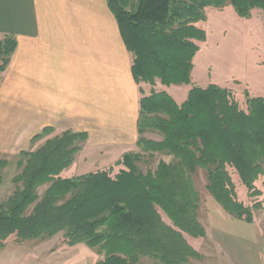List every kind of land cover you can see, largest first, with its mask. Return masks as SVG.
Segmentation results:
<instances>
[{
	"label": "trees",
	"instance_id": "obj_1",
	"mask_svg": "<svg viewBox=\"0 0 264 264\" xmlns=\"http://www.w3.org/2000/svg\"><path fill=\"white\" fill-rule=\"evenodd\" d=\"M121 35L132 54V74L137 84L152 88L140 99L138 145L146 152L173 156L161 160L154 171L137 166L139 154L126 153L124 165L112 176L98 170L63 177L87 132L72 130L49 138L35 151H23L21 182L0 205V251L9 237L18 242L50 239L64 232V243H85L105 252L97 264H140L143 258L159 264H190L201 254L189 237L202 238L199 220L201 195L194 175L207 172V189L229 215L248 223L262 207L264 180V97L246 96L240 105L235 92L211 83L194 84V59L207 40L199 25L206 8L231 4L240 16L259 10L264 22V0H107ZM17 48L6 35L0 41L1 73ZM191 85L186 100L178 103L158 84ZM162 135L157 140L147 132ZM53 132L46 127L42 134ZM8 165L0 159V170ZM230 169L248 191L249 201L238 194ZM3 176L0 173V184ZM49 184L44 195L39 188ZM32 208V210H31Z\"/></svg>",
	"mask_w": 264,
	"mask_h": 264
},
{
	"label": "crops",
	"instance_id": "obj_2",
	"mask_svg": "<svg viewBox=\"0 0 264 264\" xmlns=\"http://www.w3.org/2000/svg\"><path fill=\"white\" fill-rule=\"evenodd\" d=\"M6 35L17 40V48L1 73L0 159L21 153L46 127L54 129L48 138L67 130L87 132L86 151L94 146L109 157L115 150L114 161L136 151L140 99L146 89L134 80L132 54L107 0H0V41ZM157 87L177 101L185 92L188 96L191 85ZM222 220L211 226L203 222L205 239L213 242L219 258L207 264H264V208L252 223ZM189 239L203 255L201 260L191 258L190 264L204 261L197 243L204 238Z\"/></svg>",
	"mask_w": 264,
	"mask_h": 264
},
{
	"label": "rangeland",
	"instance_id": "obj_3",
	"mask_svg": "<svg viewBox=\"0 0 264 264\" xmlns=\"http://www.w3.org/2000/svg\"><path fill=\"white\" fill-rule=\"evenodd\" d=\"M220 9L214 6L206 8L208 19L204 21L202 27L207 31L208 38L195 58L192 80L199 85L215 83L232 89L240 105L246 108L247 93L251 97H264L263 20L256 11L247 17L240 16L231 4L223 7V10ZM143 85L146 89L144 92L150 93L152 87L148 84ZM184 88L187 89L186 86ZM186 96L187 93L185 92L184 97L178 96L176 99L183 101ZM53 132L48 135L42 134L41 138L33 140L35 135L31 139L30 146L23 151L37 150ZM145 136L156 139L158 134L146 133ZM87 143L88 139L81 143V149L75 155L73 163L61 173L63 177H76L104 169L109 170L114 176L120 169L124 168V165H119L118 162L126 153L140 155L136 163L139 169L145 173L154 171L161 160L167 162L173 160L171 155L146 152L138 145L136 151L126 152L120 159L114 161L118 155L115 150H110L113 154L106 157L103 155L105 152H100L94 146L89 145V150L86 151ZM83 150L84 153L81 155ZM21 153L6 159L8 165L0 170L3 176V182L0 184V205L6 202L19 186H22L21 182L15 181V177L22 173L24 167L19 164V161L26 162V158H23ZM230 171L238 187L239 196L249 201L248 191L242 184L240 185L237 173L234 169H230ZM194 181L201 195L199 220L202 219L200 221L202 224L204 222L205 225L211 226L212 222H219L220 218L223 219L222 222H226L232 217L219 206L209 193L206 170L199 169L194 175ZM259 185L264 187L263 179L260 180ZM48 186L49 184H46L39 188L38 192L41 197ZM252 201H261L262 203V207L254 211L255 216L264 208V195L252 198ZM203 238L197 243L205 253V260L193 261L192 264H200V262L203 264L218 263L219 258L214 256L213 242L205 239L206 236ZM105 255L104 251H99L98 248H92L85 243L68 246L64 243V232H60L50 239L26 242H18L16 236L13 235L8 238L5 247L0 251V264H97L98 261L105 258ZM201 259H203V255L199 258V260ZM140 264L159 263L149 258H143Z\"/></svg>",
	"mask_w": 264,
	"mask_h": 264
}]
</instances>
